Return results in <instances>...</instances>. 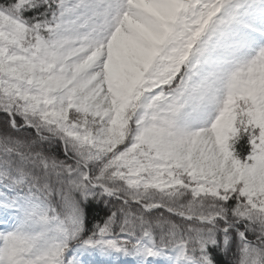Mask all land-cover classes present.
Returning <instances> with one entry per match:
<instances>
[{"label":"snow or ice","instance_id":"snow-or-ice-1","mask_svg":"<svg viewBox=\"0 0 264 264\" xmlns=\"http://www.w3.org/2000/svg\"><path fill=\"white\" fill-rule=\"evenodd\" d=\"M0 264H264V0H0Z\"/></svg>","mask_w":264,"mask_h":264}]
</instances>
